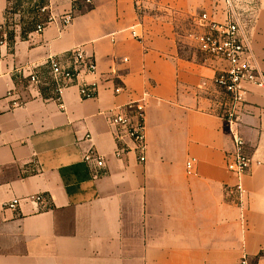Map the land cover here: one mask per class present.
Wrapping results in <instances>:
<instances>
[{
  "label": "crops",
  "instance_id": "crops-1",
  "mask_svg": "<svg viewBox=\"0 0 264 264\" xmlns=\"http://www.w3.org/2000/svg\"><path fill=\"white\" fill-rule=\"evenodd\" d=\"M134 1L42 0L46 16L71 13L72 23L24 35L15 25L1 49L0 264H239L245 256L264 264V90L246 85L236 107L252 158L239 196L227 169L233 143L225 99L213 83L227 63L194 40L207 29L199 17L222 22L224 5L146 0L140 18ZM246 1L250 51L264 73V0ZM8 6L0 0V22ZM77 47L98 65L94 99L71 87L58 100L15 74ZM144 94L147 152L140 162L109 119ZM90 152L104 163L97 179L94 163L84 161ZM35 194L42 204L28 200ZM15 199L19 205L8 208Z\"/></svg>",
  "mask_w": 264,
  "mask_h": 264
},
{
  "label": "built area",
  "instance_id": "built-area-1",
  "mask_svg": "<svg viewBox=\"0 0 264 264\" xmlns=\"http://www.w3.org/2000/svg\"><path fill=\"white\" fill-rule=\"evenodd\" d=\"M12 0H9V5ZM21 4L28 3L33 8L34 31L41 34L47 26L56 24L60 30L68 27L74 16L66 13L60 17L48 13V6L42 0H19ZM23 1V2H22ZM225 18L221 21L212 20L208 14L204 13L199 18L206 24L207 29L197 34L194 38L198 49L211 57H216L227 63L225 70L219 72L213 79L214 85L219 89L225 99L222 118L229 127L233 151L227 157V169L237 179L235 191L241 196L244 192L242 179L248 174L252 158L246 152L245 140L238 131L239 118L236 107L244 101L246 85H255L264 90V73L258 68L250 51L251 43V23L253 20L252 11L238 0H223ZM90 2V0H87ZM134 7L141 18L146 11V0H135ZM13 11L12 8L9 9ZM18 10L15 16L20 15ZM3 28L0 22V52L9 43L6 33L1 32ZM133 39L143 42L144 36L134 27L131 29ZM18 77L24 78L29 85L39 88H47L50 92L61 99L65 90L77 87L82 99H94L97 94L98 65L95 58L88 55L82 47H77L67 52L65 55H49L43 65L21 66L15 69ZM87 77H92L93 81H88ZM123 87L117 86L114 89L116 95L123 92ZM147 94L141 99L131 101L111 115L109 124L117 134L116 138L123 141L127 138L134 145L139 161H146L147 140H146V105ZM122 149L119 150V154ZM84 161L88 164L94 163L91 168L94 179L99 177L97 169L104 166L103 160L90 152L84 156ZM195 159L187 162V169L191 170ZM32 203L42 204L41 194L31 195L28 198ZM19 205V200L15 199L7 206L15 209ZM239 264H250L245 256Z\"/></svg>",
  "mask_w": 264,
  "mask_h": 264
},
{
  "label": "rangeland",
  "instance_id": "rangeland-1",
  "mask_svg": "<svg viewBox=\"0 0 264 264\" xmlns=\"http://www.w3.org/2000/svg\"><path fill=\"white\" fill-rule=\"evenodd\" d=\"M223 5L224 1L219 0ZM240 4L245 3L248 6V2L246 0H238ZM23 2V1H22ZM219 2V3H220ZM10 8L13 9V11L10 12ZM20 10V15L15 16L14 14ZM34 11L32 6L28 3L21 4V1L19 0H12L10 2V5L8 6V11L5 16V20H3L2 25L3 28L1 32L6 33L8 35V38L12 36L13 32L15 31V25H18L21 27V29H31L35 26L34 23Z\"/></svg>",
  "mask_w": 264,
  "mask_h": 264
},
{
  "label": "trees",
  "instance_id": "trees-1",
  "mask_svg": "<svg viewBox=\"0 0 264 264\" xmlns=\"http://www.w3.org/2000/svg\"><path fill=\"white\" fill-rule=\"evenodd\" d=\"M32 12H33V11H32ZM34 27H35V26H34ZM34 27L31 28V29H22V34L24 35V33H26V32L34 31ZM11 39H12V36L9 37V42L11 41Z\"/></svg>",
  "mask_w": 264,
  "mask_h": 264
}]
</instances>
